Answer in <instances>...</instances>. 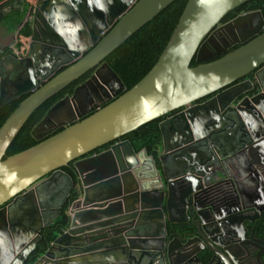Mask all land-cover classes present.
I'll list each match as a JSON object with an SVG mask.
<instances>
[{
    "label": "water",
    "instance_id": "obj_1",
    "mask_svg": "<svg viewBox=\"0 0 264 264\" xmlns=\"http://www.w3.org/2000/svg\"><path fill=\"white\" fill-rule=\"evenodd\" d=\"M102 1L34 5L25 60L38 46L40 65L6 98L0 63V106L30 93L0 126V264H25L72 191L78 196L67 227L33 264H236L235 231L248 216L230 171L252 190L249 208L264 206V30L207 54L204 47L223 18L249 0H187L156 63L129 90L103 60L175 0ZM235 43L242 45L225 53ZM93 69L91 79L109 98L84 110L74 98L87 82L77 87L34 128L41 141L5 157L30 115ZM180 108L159 123L156 157L121 140ZM69 163L77 183L61 169ZM221 184L229 185L223 196L207 195Z\"/></svg>",
    "mask_w": 264,
    "mask_h": 264
},
{
    "label": "trees",
    "instance_id": "obj_2",
    "mask_svg": "<svg viewBox=\"0 0 264 264\" xmlns=\"http://www.w3.org/2000/svg\"><path fill=\"white\" fill-rule=\"evenodd\" d=\"M38 1L39 0H25L26 4H12L13 6L9 5L3 9L0 19L1 25L7 32L14 33V43L10 47H7L3 52H0V62L4 57L22 59L27 55L28 45L30 43L32 33L28 18L31 16L34 5ZM186 3L187 0L173 1L151 21L146 23L129 39L105 57L103 62H105L119 77L125 87V90H129L133 85L141 80L156 63L174 27L176 26ZM241 9L259 10L264 18V0H249L244 3L239 10ZM238 11L234 13H237ZM231 13L232 11L226 15V18H229L232 15ZM240 46L241 45L234 46L229 51H233ZM86 52L84 54H86ZM192 65H196L194 60L192 61ZM64 68L65 67L61 68L57 73L62 71ZM90 74L91 71L85 73L80 80L78 79L74 81L39 106L19 130L14 140L6 150L5 157L23 151L41 141L34 138L32 134L34 128L44 118L52 105L62 99L65 95H71L75 86L82 82ZM249 76H251V74ZM29 94L30 93L23 94L19 98L0 106V126L19 105V103ZM162 119L163 118H158L140 126L136 130L123 136L121 140L130 141L136 152L145 148L148 155L156 157L158 147L161 145L159 123ZM60 130H62V128L53 132V134L59 132ZM107 148L108 145L102 147L101 149ZM98 152H100V150H95L92 154ZM61 169L71 176L74 183H77L76 173L72 163H69ZM77 196L78 193L72 191L61 209L60 216L57 217L50 226H47L40 231L41 239L36 244L34 251L26 259L25 264H33L40 257V255L47 250L49 244L53 242L56 236L65 230L68 224L67 209Z\"/></svg>",
    "mask_w": 264,
    "mask_h": 264
},
{
    "label": "flooded vegetation",
    "instance_id": "obj_3",
    "mask_svg": "<svg viewBox=\"0 0 264 264\" xmlns=\"http://www.w3.org/2000/svg\"><path fill=\"white\" fill-rule=\"evenodd\" d=\"M109 1L110 0H104L102 1V3L104 5H109ZM113 2H115V0H113ZM22 3L24 4L25 0H0V11L1 10L3 11V9L9 5L13 6L14 4H22ZM116 5L118 6L120 5V3L117 0H116ZM241 6L234 9L231 13L232 15L229 18H226L225 16V18H223V20L221 21V26L215 29L214 32L210 35L204 47V49L206 50L205 54H207V52H209L210 49H215V48L220 49L221 46H224L225 44H228L231 42L240 41L242 38H245L247 35L254 34L258 31L260 33L263 32L264 18L261 12L259 10H253V9L252 10L250 9L249 10L248 9L239 10ZM236 11L238 12L234 13ZM257 12H260L261 15H259ZM1 13H0V19L2 16ZM261 18L263 21L261 20ZM41 28L44 31L43 25L41 26ZM0 33H4V27L1 25V21H0ZM38 35H39L38 38L40 42L39 45H42L43 43H45L43 41L44 40L43 35H40V34ZM49 39H50L49 42H51L52 39L51 38ZM237 45H242V44L235 43L230 48H228L227 51H225V53L230 52L229 50ZM7 47H10V45L4 46L0 44V52H3ZM40 52H42L41 48H39L38 46H35L31 53L33 59H30L29 61L25 60L27 55L22 59H13L11 57H4L2 59L0 63L2 67V78L4 80V84L2 88L5 93L4 95L5 98L7 96H11L12 94H14V92L20 89V87H24L23 85H25V82H30V80L34 77L35 63L38 66L40 65V59H41ZM85 52L86 51H84L82 55ZM225 53L217 55L214 59L222 57ZM74 61L75 60L71 61L69 64L73 63ZM42 62L45 64L46 59L44 58ZM69 64L59 66L57 69H55L53 74L49 77H47L48 76V72H47L46 73L47 79L42 80L41 85L45 83L47 80H49L52 76L56 75L57 72L61 68L63 67L66 68ZM90 71H91V74L87 76L82 82H80L79 84L75 86L74 91L71 95L64 96V97L74 96L75 89L79 86H82L83 84L87 82V84H85L84 87L80 91H78L77 96L74 98V102L76 106L80 105L84 110L88 109L89 107H92L94 103L97 101V99H100V100L102 99L104 101L107 98H109V96L103 92L101 86L95 81H93V79H91L94 69ZM81 78L82 76L79 78V80ZM249 78L253 79V73H251V76L248 75L245 79H242V80H246ZM34 84L35 85L38 84L37 81ZM34 84L31 85L30 88H32ZM38 86L39 85H37V87ZM22 91H24V88H22ZM23 93H25V91ZM214 95L215 94L209 95L203 99H200L199 101L193 104L205 102L211 99ZM89 100H93V104L88 105L87 101ZM182 110H184V108L177 109L161 118H163L162 120H164L166 118H169L179 113ZM107 145L109 147L111 144H107ZM101 148L96 149V150H100V151L106 150V149H101ZM91 154L92 152L88 155H91ZM235 176L237 177V180L235 181L236 185H234L233 187L235 188L236 192H239L245 196L243 206L247 208L248 220L244 221L242 226H238L237 230L235 231V236L237 238L238 243L236 247L234 248V252H233L234 261L236 262V264H264V208H263L264 206L262 205L258 207L256 211H252L249 208L252 206V202L249 200V197L251 198L252 190H250L247 187L248 185L246 184L245 181L239 178L238 174H235ZM261 176L262 178H264V172L262 173ZM228 187L229 185H226V184L214 185L213 187L208 189L207 195L213 199L214 198L217 199L225 194ZM259 194H260V197L263 198L264 196L263 189L259 191ZM6 205L7 204L3 205V207ZM3 244L4 243L0 241V246Z\"/></svg>",
    "mask_w": 264,
    "mask_h": 264
},
{
    "label": "crops",
    "instance_id": "obj_4",
    "mask_svg": "<svg viewBox=\"0 0 264 264\" xmlns=\"http://www.w3.org/2000/svg\"><path fill=\"white\" fill-rule=\"evenodd\" d=\"M8 7V6H7ZM6 8V7H5ZM2 10L0 11V13ZM38 26L40 25V22H37ZM89 25V24H88ZM90 26V25H89ZM91 28V27H90ZM40 34V33H39ZM42 37V36H41ZM14 42V33L13 32H7L6 29H4V33H0V44L4 46H11ZM236 171V172H235ZM233 172L230 171V175L237 174V170ZM239 175V174H238Z\"/></svg>",
    "mask_w": 264,
    "mask_h": 264
}]
</instances>
